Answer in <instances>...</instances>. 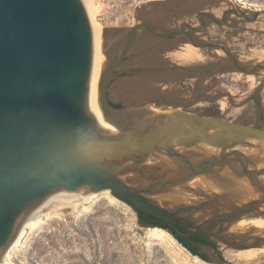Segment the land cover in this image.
I'll use <instances>...</instances> for the list:
<instances>
[{
  "label": "water",
  "instance_id": "obj_1",
  "mask_svg": "<svg viewBox=\"0 0 264 264\" xmlns=\"http://www.w3.org/2000/svg\"><path fill=\"white\" fill-rule=\"evenodd\" d=\"M227 12L221 21L200 11V27L184 22L179 29L163 30L143 20L106 40L99 103L105 120L117 128L112 131L99 124L88 106L93 33L83 0H0V262L30 212L62 191H109L138 215L144 210L173 227L243 245L239 238L250 235L229 229L246 215L264 214V186L258 179L264 168H252L237 147L264 143V127L191 112L163 96L166 105L175 107L172 111L148 108L155 96L121 107L109 97L112 80L128 70L120 66L145 31L163 38L186 35L195 46L220 47L230 54L223 44L198 42L194 36L207 28L203 16L223 24ZM121 36L122 43L109 55ZM233 58L245 72L264 66L248 70ZM225 168L249 176L261 196L242 204L226 192L191 203L170 199L178 187L191 190L189 180L217 177ZM262 240L256 237V243Z\"/></svg>",
  "mask_w": 264,
  "mask_h": 264
},
{
  "label": "rangeland",
  "instance_id": "obj_2",
  "mask_svg": "<svg viewBox=\"0 0 264 264\" xmlns=\"http://www.w3.org/2000/svg\"><path fill=\"white\" fill-rule=\"evenodd\" d=\"M202 10L220 20L228 11L223 24L207 18L206 30L197 33L196 38L198 42L223 44L231 55L220 47L195 46L183 36L172 41L155 39L142 52L140 41L130 55L134 62L121 65L128 70L112 80L110 99L128 104L161 91L171 98L169 101L186 105L188 111L219 113L236 122H256L264 127V66L254 73L245 72L233 58L248 70L264 64V0H162L145 6L140 21L169 29L184 22L200 26L197 15ZM256 10H260L257 18L250 20ZM117 30L104 29L103 43ZM123 39L121 36L115 40L109 55L116 52ZM169 43L174 47H163ZM186 44L197 49H188ZM159 106L165 105H147L161 109ZM164 108L172 111L175 107ZM208 189L194 191L195 195L186 192V203L217 194ZM230 231L250 236L239 238L243 245L235 247L214 239L226 261L209 247L203 248L210 257L206 261L193 255L169 231L140 223L135 209L109 192L99 193L77 207L42 215L37 226L27 228V237L7 264H264V250L252 257L238 256L243 249L264 248V215L245 217ZM256 237L263 240L256 243Z\"/></svg>",
  "mask_w": 264,
  "mask_h": 264
},
{
  "label": "bare ground",
  "instance_id": "obj_3",
  "mask_svg": "<svg viewBox=\"0 0 264 264\" xmlns=\"http://www.w3.org/2000/svg\"><path fill=\"white\" fill-rule=\"evenodd\" d=\"M83 2L85 3V6L88 11V15L92 27V33H93V62H92L88 106L90 111L96 116L99 124L102 127L112 131H116L117 128L105 120L99 103V81L107 61L105 44L103 43L104 27L96 17V9L94 7L93 0H83ZM186 47H188V49L191 50L197 49L195 46L191 44H186ZM254 143L257 144V141L254 140ZM237 149L242 151L245 155L249 157L251 161L250 166L252 168H256V169L264 168V143H258L256 146L240 145L237 147ZM258 179L261 182V186H264V174L260 175ZM186 186L190 187L191 190L183 187H178L175 189L173 193L170 194V199L176 200L178 202L186 203V199H187L186 192L190 193L191 195L192 194L195 195V192L204 191L203 190L204 188L209 187L208 190H211L210 191L211 193L226 192L232 197V199L235 202L242 204L252 199L260 197L262 193L261 189L257 188L255 183L251 181L249 176L240 175L239 173H236L235 171L229 168L223 169L219 173V176L217 177L207 176V175L197 176L189 180L186 183ZM108 192L109 191H104L101 193H108ZM98 194L99 193L90 195L81 192L62 191L51 194L48 197H46L43 200V202L39 204L36 208H34L27 216V218L25 219L22 225L20 232L18 233L15 240L13 241V243L5 253L3 261L0 262V264H7L10 257L13 255L14 251L19 248V246L22 244L23 239L27 237V228L29 227L33 228L37 226L40 222L42 215L49 214L53 210H63L64 208L67 207H77L83 201H89L94 197H96ZM245 198L248 200H245ZM260 209L261 211H263L264 205ZM262 215L264 214L252 213L244 216L243 218L251 217V216H262ZM233 224H231V226ZM231 233L236 234L234 232ZM262 250H264V248H259V247L243 249L239 251L238 256L252 257L257 255L258 252L259 251L261 252ZM227 255L233 256L232 254L229 253H227Z\"/></svg>",
  "mask_w": 264,
  "mask_h": 264
},
{
  "label": "trees",
  "instance_id": "obj_4",
  "mask_svg": "<svg viewBox=\"0 0 264 264\" xmlns=\"http://www.w3.org/2000/svg\"><path fill=\"white\" fill-rule=\"evenodd\" d=\"M112 103L117 107H121V103H114V102ZM211 115L220 116L219 113H213ZM242 123H246L250 125H258L256 124V122H242ZM138 216L140 223L150 227L154 224L172 233L176 237V239L184 247H186L193 255H197L206 261H210V257L208 256V254L205 251H203V247L205 248L209 247L216 252V254L219 256V258L222 261H226L224 255L220 252V247L218 243L213 239H211L207 234L200 232H195V233L193 232L187 234L188 232H190V229L188 227H185L183 225H177L176 228H173L171 225L166 223L167 221L164 218L144 210H141ZM142 218L149 221V224L144 223L141 220Z\"/></svg>",
  "mask_w": 264,
  "mask_h": 264
},
{
  "label": "built area",
  "instance_id": "obj_5",
  "mask_svg": "<svg viewBox=\"0 0 264 264\" xmlns=\"http://www.w3.org/2000/svg\"><path fill=\"white\" fill-rule=\"evenodd\" d=\"M158 1L162 0H94V7L96 17L104 29H121L136 25L140 11Z\"/></svg>",
  "mask_w": 264,
  "mask_h": 264
},
{
  "label": "flooded vegetation",
  "instance_id": "obj_6",
  "mask_svg": "<svg viewBox=\"0 0 264 264\" xmlns=\"http://www.w3.org/2000/svg\"><path fill=\"white\" fill-rule=\"evenodd\" d=\"M222 17H223V15H222ZM226 17H227V14H226ZM203 18L207 21V18H209V17H207V16H203ZM197 19H198V17H197ZM209 19H211V18H209ZM212 20V19H211ZM220 20V19H219ZM139 21H140V19H139ZM138 21V22H139ZM198 21H199V19H198ZM213 21V20H212ZM221 21H222V18H221ZM200 22V21H199ZM215 22V21H214ZM217 23V22H216ZM156 24V23H155ZM183 24V23H182ZM182 24H179L175 29H179L180 28V26L182 25ZM158 25V24H157ZM200 26H201V23H200ZM200 26H198V27H200ZM207 26H208V21H207ZM186 28H188L187 26H185ZM169 28H165V27H163V30H168ZM118 33V31H114L113 32V34H117ZM203 33V32H202ZM196 34L197 33H194V36H195V38H196ZM181 37V36H180ZM183 37H187L186 35H183ZM178 38V37H177ZM177 38H163V37H161V36H158V35H156V34H154V33H152V32H149V31H145V32H143L142 33V35H141V37H139V39L135 42V44H134V46L136 45V43H138V42H142L143 44H141L143 47H141L140 48V50H141V52H142V50H144L146 47H148V44H149V42H152V41H154L155 39L156 40H165V41H172V40H175V39H177ZM188 38V37H187ZM189 39V38H188ZM196 40H198V38H196ZM198 41H200V40H198ZM201 42H203V41H201ZM203 43H206V42H203ZM211 43V42H210ZM134 46H133V48H134ZM164 48H167V47H174V44H171V43H169V44H165L164 46H163ZM133 48L131 49V51L129 52V54H128V56L126 57V60H125V62L122 64V65H124V64H131V63H133L132 61H131V59H130V55H132L133 53H132V50H133ZM140 52V51H139ZM132 53V54H131ZM138 54V53H137ZM138 57H140V56H138ZM207 72V71H206ZM205 72V73H206ZM148 96H155L156 98H155V100L153 101V103H155V104H157V105H165V106H159L161 109H155V108H150V109H154V110H157V111H165V112H168V110H167V108L165 109L164 107H171L170 105H166V102H165V100L163 99V97H165L167 100H169V99H171V98H169V96L165 93V92H161V91H159V92H154V93H150V94H147V95H145L144 97H148ZM160 96H163V97H160ZM140 98H143V97H140ZM140 98H138V99H140ZM169 98V99H168ZM137 99V100H138ZM112 101V100H111ZM112 102H114V101H112ZM114 103H121V106H123V105H125V103H123V102H114ZM203 197V199H206L207 197L206 196H202ZM173 227V226H172ZM185 227H187V226H185ZM173 228H176L175 226L173 227ZM189 229H190V232H188L189 234L190 233H193L194 231H195V229H193V228H190V227H188ZM200 233H204V232H200ZM205 234H207V233H205ZM208 235V234H207ZM211 239H213L210 235H208ZM214 240V239H213ZM215 241V240H214ZM203 248H205V247H203Z\"/></svg>",
  "mask_w": 264,
  "mask_h": 264
}]
</instances>
